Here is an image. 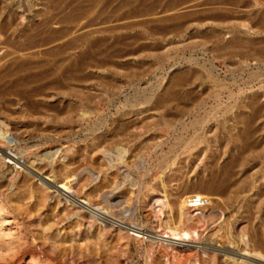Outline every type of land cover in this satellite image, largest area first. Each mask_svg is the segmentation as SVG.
Returning <instances> with one entry per match:
<instances>
[{
	"label": "rangeland",
	"instance_id": "374dc122",
	"mask_svg": "<svg viewBox=\"0 0 264 264\" xmlns=\"http://www.w3.org/2000/svg\"><path fill=\"white\" fill-rule=\"evenodd\" d=\"M1 40L36 50L0 76L26 84L11 109L40 116L58 177L141 231L0 202V264H209L150 237L176 225L264 264V0H0Z\"/></svg>",
	"mask_w": 264,
	"mask_h": 264
},
{
	"label": "bare ground",
	"instance_id": "6f19581e",
	"mask_svg": "<svg viewBox=\"0 0 264 264\" xmlns=\"http://www.w3.org/2000/svg\"><path fill=\"white\" fill-rule=\"evenodd\" d=\"M5 41L7 42V40ZM1 43L5 45V43H3L2 40H1ZM1 43H0V66L5 65V63L8 62L9 67L15 68L12 71L11 69H9L10 70L9 72H13L14 70H16L18 73L19 71H22L23 68L29 62H31L29 61L27 63L28 60H36V59L26 60L24 56H23L24 59L22 60L23 62L17 60L19 57H21V55H25V56H28V54H30L31 56L32 55L34 56V54L37 55L36 50H33L31 52L29 51L28 53L26 51L27 53L26 55L24 51L23 53L22 52L17 53L16 50L13 49L15 52L14 53L13 50L12 51L10 50L12 48L9 49L11 51L10 52L7 48L9 46L7 47L6 45L3 46L1 45ZM9 43L10 42H8V44ZM19 49L20 48L18 47V50ZM24 60H26L25 61L26 63H24ZM38 64L36 63L35 65H38ZM31 65H34V64H31ZM29 66L27 65L28 68ZM6 69H8V67ZM2 71L9 73L8 71H4V69L1 70V73ZM7 73H6V76L10 74L9 75L10 77L11 73H9L8 75ZM4 74L2 73V75ZM20 74L18 76H20ZM30 74L32 75L33 73H30ZM37 75L35 76L36 78H37ZM24 77L23 79L20 77V79L22 80H19L18 79L19 77L16 79H18L19 81H23L25 79ZM30 77L33 78V76H30ZM26 78H27V75H26ZM8 79L9 78H7L6 81H8ZM6 81H3L2 77L0 76V122H2L5 125L10 126L9 129H3L0 125V202H6V203L13 202L16 204L15 208L17 209H19V204H21L24 201H28V200L34 201L35 204L40 203V202H45V204H49L50 202H52L56 205V208L60 202H64V204L69 202L70 210H69L68 218H72V217L78 218L82 214H85L90 219H93L96 222L105 223L104 226L108 223L109 224L116 223L119 226L126 227L128 228V230H130V234L139 237L138 235H140L139 232L141 231V228L136 227L135 225H127V224L123 225L122 223L117 222L118 220L113 221L114 215H112L111 213L110 214L113 217H110V215H107L104 212L107 210L102 211L100 210L99 207L93 206L92 204H90L86 199L79 198L76 196L75 191L71 185L72 182L70 183L69 182L70 180L67 181V179H69L70 177L67 179L58 177V170L56 167L57 162L54 157V155H56L57 152L54 150H53L54 152H51L52 150L50 151V147L49 148H46L47 146L43 147L42 143L39 142L41 138L45 137L44 130L42 128H38V126H35L37 124V121L40 119V116L34 117L35 116L34 114L36 112H32L28 108H24V107L23 109H20L19 111H13L11 109V106L13 104V102L10 101L11 98L19 102L21 101L20 99H22L21 97H23L24 94L26 96V93H24L25 87H27L26 84H25V87H23L21 86L23 83L20 84L21 82L19 83L16 80V81H13V84L5 85V83H7ZM50 118H51V122L58 121L56 116L51 115ZM67 120L70 121L69 118H67ZM9 135L12 137V139L8 138ZM21 142L23 143V145L20 144ZM25 162L29 163L28 168L25 166L24 164ZM22 166L26 167V170L23 168L25 172H23L24 170L19 171V169ZM43 174H46V176H43ZM71 178H73V176ZM250 189H253V188H250ZM187 191H189V189ZM191 198L192 197L185 198L184 200H182V202H180V205L178 206V215H177L178 225L179 223L181 224V222L183 221L182 214L187 213L188 215V213H190L189 204H192L191 202L200 203L202 200V197H197V196L192 199ZM203 202H204V199H203ZM243 224L244 223L242 222L241 228L239 226L238 227L241 229L242 233L243 232L245 233L246 227L242 226ZM89 226H92V225L88 224V227ZM178 227L179 226L176 225V228H170L168 231L169 233L166 235L156 233V235H153V236L148 235V237L150 236L152 240L156 239L158 241H161L160 243L163 242V244L171 247L175 251H179L180 254L182 253V255H184L183 252H187V254L188 252L190 253L192 252L193 255L195 253L197 257L196 259H198L199 257L203 261V258L204 259L206 258L207 259L206 262L208 261L209 264H215L216 257L221 259L222 261L221 264H248L247 262H243L240 259V258H247L245 256V253H240V252L241 250H244V252H247L246 248L248 246H245L246 248L242 249L243 247L241 248L239 245L234 246V247L227 246V245L223 246V245H213V244L203 245L201 243H198V241L196 242L194 239H190L188 236H186V234L182 232V230L179 231L177 229ZM239 228H238V231H239ZM142 236L143 235H141V237ZM239 238H241V236ZM242 242H244V239H242ZM260 256H263V254L261 255L260 253ZM182 258L184 257L182 256ZM185 260L188 261L189 259L187 260L186 258ZM186 261L184 262L186 263ZM190 261L191 262L186 263V264H199V259L196 260V262L194 263H193V260H190Z\"/></svg>",
	"mask_w": 264,
	"mask_h": 264
}]
</instances>
